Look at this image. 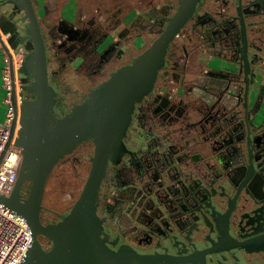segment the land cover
Instances as JSON below:
<instances>
[{"label":"water","instance_id":"1","mask_svg":"<svg viewBox=\"0 0 264 264\" xmlns=\"http://www.w3.org/2000/svg\"><path fill=\"white\" fill-rule=\"evenodd\" d=\"M159 1L109 26L70 4L0 0L24 49L21 161L0 196L30 227L19 264H212L239 246L228 264H264V86L251 79L264 69V0ZM190 25L203 49L187 63L174 36ZM87 140L79 195L41 225L53 167Z\"/></svg>","mask_w":264,"mask_h":264},{"label":"flooded vegetation","instance_id":"2","mask_svg":"<svg viewBox=\"0 0 264 264\" xmlns=\"http://www.w3.org/2000/svg\"><path fill=\"white\" fill-rule=\"evenodd\" d=\"M43 2L48 6L50 5L58 6L60 7L59 10H63V8L61 7L62 4L72 5V7H74V9L72 10H95V12L100 13L98 16V21L102 24L105 23L106 25L109 26L115 25L118 22L119 18L126 15H131L132 12H134L133 10H135V12H137V10L138 11L146 10L148 13H150V10H152L153 8L154 9L159 8L161 4L159 0H42V3ZM254 4L255 6L261 5V1L258 0ZM251 9L252 10L256 9V7L255 8L252 7ZM177 33L178 36L177 37L174 36V43L178 44L177 48L180 55V59L188 63L189 59L188 61L186 59L188 58L190 53H194L199 50L201 51L203 49L202 37L201 35H198L196 31L193 30V27L191 25L181 28V30ZM191 41H193V45H190ZM191 66H193V64ZM253 72L254 73H251L252 81L254 82L259 81V83L262 86H264V69H261V71L255 70ZM20 79L23 85L24 80H26V78L21 77ZM172 90L173 88L168 89L170 94L173 93ZM23 96L25 97L24 91H23ZM93 150H94V144L91 141L88 140L83 141L82 143L78 144L71 151L70 154L61 157V159L57 162L59 163V167L57 170L63 172L64 170L69 169L71 171H74V174H77L79 177L81 176L85 177L86 171H88L90 167V158L93 154ZM54 167L48 179L55 171ZM47 181L45 183L44 192L40 201V208L38 210V220L40 224L43 226L55 223L58 220V216L61 213H64L72 205L73 201L78 196V193L73 194L72 198L69 200L67 204H65L61 208L56 209L55 207L47 203V199H49L50 201L52 200L51 204H54L55 201L53 197L50 196L51 194L47 193V184H48ZM30 184H31L30 181H23L20 186L19 203L21 205H23L24 199L27 198L28 191L30 189ZM47 195H49L48 198ZM60 201H63V199H60ZM26 212L28 214H33V208L31 207L27 208ZM237 232L234 231L236 236L242 239L241 236L244 237V235L239 231ZM39 240L43 249H48L52 245L51 239L44 234L39 235ZM239 251L242 252L243 254L246 253L244 248L239 246L230 250L217 251L215 253L210 254L209 256H211L210 259H212V264H228L227 262L229 259L227 255L231 253L236 254ZM262 254H264V252ZM230 261L232 262L231 264H235L232 256ZM237 261L239 264L242 262L239 256H237ZM261 261H264V258H262ZM206 263L211 264L210 262H206ZM198 264H202L201 260L198 261Z\"/></svg>","mask_w":264,"mask_h":264},{"label":"built area","instance_id":"3","mask_svg":"<svg viewBox=\"0 0 264 264\" xmlns=\"http://www.w3.org/2000/svg\"><path fill=\"white\" fill-rule=\"evenodd\" d=\"M178 36V33L175 34ZM0 49L3 53L1 84L5 91V120L0 127V196L9 197L18 176L21 161L17 138L20 131V108L23 101L22 83L19 77L22 52H16L0 32ZM14 125L12 139L11 126ZM32 237L26 219L0 204V264H19L31 246Z\"/></svg>","mask_w":264,"mask_h":264},{"label":"rangeland","instance_id":"4","mask_svg":"<svg viewBox=\"0 0 264 264\" xmlns=\"http://www.w3.org/2000/svg\"><path fill=\"white\" fill-rule=\"evenodd\" d=\"M84 180L85 178L83 176L79 177L77 174H74V171L69 169L63 172L55 170L47 181V193L51 194L50 196H52L55 201L54 204H51L52 200L50 201L47 199V203L56 209L61 208L69 202L73 194L78 193L79 195L81 191L80 187L82 188L81 185H83ZM48 197L49 195H47V198ZM60 199H63V201H60Z\"/></svg>","mask_w":264,"mask_h":264},{"label":"crops","instance_id":"5","mask_svg":"<svg viewBox=\"0 0 264 264\" xmlns=\"http://www.w3.org/2000/svg\"><path fill=\"white\" fill-rule=\"evenodd\" d=\"M7 23L5 20H0V32L2 34H4V39L6 40V42L12 47V49L16 52H22V57L24 54V49L22 48L21 44L16 43L14 38H11L10 34L5 32L4 29L6 27ZM2 58H3V53L2 50L0 49V127L2 126L4 120H5V112H6V106L4 104V97H5V91L2 87L1 84V73H2V67H3V62H2ZM22 60V58H21ZM19 77L21 78L22 75L20 74V68H19ZM21 81V79H20ZM24 98V96H23Z\"/></svg>","mask_w":264,"mask_h":264},{"label":"trees","instance_id":"6","mask_svg":"<svg viewBox=\"0 0 264 264\" xmlns=\"http://www.w3.org/2000/svg\"><path fill=\"white\" fill-rule=\"evenodd\" d=\"M58 167H59V163H57V164L55 165L54 170H57ZM84 178H85V177H84ZM83 183H84V181H83ZM81 186H82V185H81ZM80 189H81V187H80Z\"/></svg>","mask_w":264,"mask_h":264}]
</instances>
